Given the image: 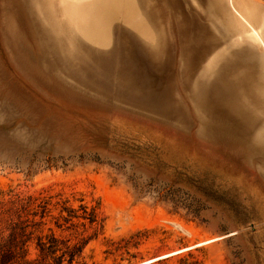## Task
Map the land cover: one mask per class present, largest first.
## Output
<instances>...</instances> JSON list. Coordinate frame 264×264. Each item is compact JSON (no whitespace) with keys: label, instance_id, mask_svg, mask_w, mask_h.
I'll list each match as a JSON object with an SVG mask.
<instances>
[{"label":"rangeland","instance_id":"rangeland-1","mask_svg":"<svg viewBox=\"0 0 264 264\" xmlns=\"http://www.w3.org/2000/svg\"><path fill=\"white\" fill-rule=\"evenodd\" d=\"M75 1L0 0V245L40 264L76 243L73 264H264V90L253 64L212 59L234 4L264 0Z\"/></svg>","mask_w":264,"mask_h":264},{"label":"bare ground","instance_id":"bare-ground-1","mask_svg":"<svg viewBox=\"0 0 264 264\" xmlns=\"http://www.w3.org/2000/svg\"><path fill=\"white\" fill-rule=\"evenodd\" d=\"M82 1L84 0H77L72 5L87 6L91 4H98L96 3L97 0L90 1L88 3H82ZM116 1L117 0H102V2L105 4H113ZM139 2L143 7L146 4L145 0H139ZM234 7V9H236V12L238 13L237 18L235 19L237 21L234 24V28H230L228 32L222 30V32H224V36L222 38L223 40L220 39V42L216 43V45L219 46L220 44H222V41H224V44L226 43V46L222 47L224 50H226L227 53L230 52V54L225 55L222 50L220 52H216L212 59L217 60L220 64L221 69L218 75H227V73L237 74L235 72H239L238 68L240 64H253L256 73L260 76L261 87L264 90V10L261 4L252 5L248 2H240L238 4H234ZM90 15L93 16V14ZM91 18L93 19V17ZM142 24H136V26L143 27ZM224 39H226L227 41ZM214 84L215 88H217L219 91L224 88L228 89L226 81L224 80H220L219 82H215ZM237 85H240L239 81L237 82ZM203 86L205 87V85Z\"/></svg>","mask_w":264,"mask_h":264},{"label":"trees","instance_id":"trees-1","mask_svg":"<svg viewBox=\"0 0 264 264\" xmlns=\"http://www.w3.org/2000/svg\"><path fill=\"white\" fill-rule=\"evenodd\" d=\"M9 194V201L14 204H21V207L25 205L24 199L28 198L31 199L32 196H23L20 193H13L12 190L8 192ZM51 239L53 241H57V238L55 236H51ZM26 241V240H25ZM41 246V254H46V249H49L51 252L50 245L47 247L45 242H42L40 244ZM83 251V245L82 243H76L74 245H67L66 250H63L60 257H62L61 263L63 264V256L68 253L70 255L69 263L73 264V262L76 260L77 256H80ZM46 256H43V259ZM41 260L39 258H30L28 250L26 248H5L4 245H0V264H40Z\"/></svg>","mask_w":264,"mask_h":264},{"label":"crops","instance_id":"crops-1","mask_svg":"<svg viewBox=\"0 0 264 264\" xmlns=\"http://www.w3.org/2000/svg\"><path fill=\"white\" fill-rule=\"evenodd\" d=\"M89 1H82V3H88ZM71 17V15L69 16V18ZM71 21V20H70ZM74 24L76 23V22H73ZM73 24V25H74ZM104 24V23H103ZM75 26V25H74ZM74 26H71V28H72V30H71V28H70V26H68V29H69V31L70 32H73V39H75V42H77V39H76V37H77V35L76 34H78V33H81L83 36H85V37H87V38H89V39H91V40H96L97 42H99L98 40H102V38H101V36H100V34L102 33V32H100L99 34H95L96 36H93V35H91L90 36V34L88 33V32H82V31H80V30H78V29H76V26L74 27ZM105 26V25H104ZM91 37V38H90ZM97 57L100 59V60H106L107 58H108V53H105V52H99L98 54H97Z\"/></svg>","mask_w":264,"mask_h":264}]
</instances>
